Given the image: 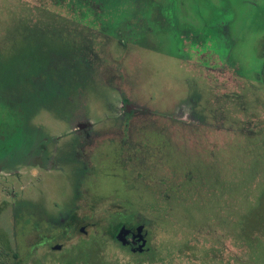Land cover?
Listing matches in <instances>:
<instances>
[{
	"label": "rangeland",
	"instance_id": "rangeland-1",
	"mask_svg": "<svg viewBox=\"0 0 264 264\" xmlns=\"http://www.w3.org/2000/svg\"><path fill=\"white\" fill-rule=\"evenodd\" d=\"M0 123V264H264V0H0Z\"/></svg>",
	"mask_w": 264,
	"mask_h": 264
},
{
	"label": "trees",
	"instance_id": "trees-1",
	"mask_svg": "<svg viewBox=\"0 0 264 264\" xmlns=\"http://www.w3.org/2000/svg\"><path fill=\"white\" fill-rule=\"evenodd\" d=\"M19 120V119H18ZM17 120V121H18ZM8 123H11L13 126H9L8 128H9V130H18V132H20V133H15V134H17V138L18 139H20V141H21V138L20 137H18V135L20 136V135H23V133L21 132V129L19 128V126L21 125V123L20 122H15V120L14 119H12V121H10V122H8ZM7 123V124H8ZM0 125H1V127H0V150H2V149H4L5 148V146H6V148L5 149H8L9 151H13V149H15L14 147V145L13 144H8V142L7 141H4L3 142V138H1V132H3V129H2V124L0 123ZM3 126L5 127V123L3 124ZM7 126V125H6ZM3 134V133H2ZM9 134H11V133H9ZM25 136V135H24ZM24 138V137H23ZM29 140V138L25 141V142H22L21 143V145H25L26 144V142ZM6 142V143H5ZM19 147V146H18ZM2 148V149H1ZM23 148V147H22ZM18 150H19V148H18ZM113 215V218L110 220V222H109V226H108V229H105V232H106V235L107 234H109V235H111L112 237H113V239L114 240H116L117 238H116V233H117V230H119V228L121 227V224L123 223V222H126V221H128V222H130V224H132L133 222H135L136 221V219L133 217V216H127V215H125V214H112ZM72 228V230H75L77 227L76 226H73V227H71ZM71 230V229H70ZM80 232H81V230H80ZM57 240V239H56ZM48 243H52V240H49L48 241ZM79 247V246H78ZM78 253H79V255L78 256H75V257H69V258H67L66 260H63V262H62V264H85V262L86 263H88V264H92V262L91 261H93V260H91V259H88L87 258V255H88V253L86 252V254H85V252L84 251H82L80 248L78 249ZM134 255H137V256H140L143 260L142 261H144V259H146L147 261H152L151 260V258H150V254H151V252H148V253H144V254H135V253H133ZM89 257V256H88ZM23 261H20L19 262V264H21Z\"/></svg>",
	"mask_w": 264,
	"mask_h": 264
},
{
	"label": "flooded vegetation",
	"instance_id": "flooded-vegetation-1",
	"mask_svg": "<svg viewBox=\"0 0 264 264\" xmlns=\"http://www.w3.org/2000/svg\"><path fill=\"white\" fill-rule=\"evenodd\" d=\"M60 157H62V156H60ZM64 159L65 158L63 157V162H64ZM117 214H122V212H119ZM122 225H125L126 228L131 229V231H129V233L127 235V240L129 243L124 245L123 243H121L120 241H118L116 239V242H118L124 249L128 250L131 253H135V254H144V253H148V252L152 251L151 237H150V233L148 231V228L146 226V223H141L140 220H136L132 224H130V222H128V221L123 222L121 224V226ZM140 225L145 226L144 229L141 231V235H143V237L147 240L145 247L142 249H139V246L143 243L144 238L140 239V236H136V234H138V232H139L138 226H140Z\"/></svg>",
	"mask_w": 264,
	"mask_h": 264
},
{
	"label": "water",
	"instance_id": "water-1",
	"mask_svg": "<svg viewBox=\"0 0 264 264\" xmlns=\"http://www.w3.org/2000/svg\"><path fill=\"white\" fill-rule=\"evenodd\" d=\"M144 227H145L144 225L138 226L139 232H138V234H136V236H140V239L144 238L143 235H141V231L144 229ZM80 230H81V232H84L85 226H82L80 228ZM129 231H131V229H128V228H126L125 225H122L116 233L117 240L120 241L121 243H123L124 245L129 243L127 240V235L129 233ZM146 243H147V240L144 238L143 243L139 246V249L144 248ZM62 247H63L62 244H56L55 246H53V249L54 250H60V249H62Z\"/></svg>",
	"mask_w": 264,
	"mask_h": 264
}]
</instances>
